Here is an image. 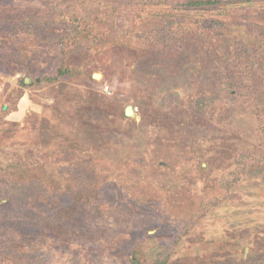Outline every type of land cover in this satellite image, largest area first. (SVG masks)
<instances>
[{"label":"rangeland","instance_id":"1","mask_svg":"<svg viewBox=\"0 0 264 264\" xmlns=\"http://www.w3.org/2000/svg\"><path fill=\"white\" fill-rule=\"evenodd\" d=\"M113 1L61 43L0 0V264H264V0L191 12L171 52L168 0Z\"/></svg>","mask_w":264,"mask_h":264},{"label":"trees","instance_id":"2","mask_svg":"<svg viewBox=\"0 0 264 264\" xmlns=\"http://www.w3.org/2000/svg\"><path fill=\"white\" fill-rule=\"evenodd\" d=\"M9 2L8 9L11 11V14H17V16H14V19H9L10 24L13 25L16 23V26L18 29L21 27V30H29L31 31V26L34 27H47L51 26L55 23L60 24L62 23L63 25H66L68 27V31L64 32V35L62 38H59L60 42L63 43L66 40L70 41H81L83 40V37L87 36H92L91 28H89L90 21L88 17H91L90 19H98V17H109L111 16V13H106L103 11L105 8L103 5H100V2H98V6H96L97 0H74L76 5H82L77 6L79 13L76 12H64V14L68 13L67 16L65 15H60L59 22H56L54 18L52 17H47L45 19H41L40 16H36V14L33 12V9L27 6H24L23 1L25 0H5ZM107 3L114 4L115 2L113 0H106ZM161 1L163 0H135L134 4L135 5H154L153 7H156L161 4ZM165 1V0H164ZM163 1V2H164ZM242 1V0H239ZM169 3V9L164 11L161 10L153 12L155 16H160L165 23V32L162 33V38L166 40L165 44H163L165 48H168L167 51L171 52L172 49H170L169 46L170 43L167 41L173 42V38L175 39L176 37L183 36V31L184 29V20L185 17L192 13H200L201 17L204 16L203 12L201 13L204 9L205 6L207 5H217L220 1L219 0H168L166 1ZM238 2V1H237ZM95 3V4H93ZM102 6V8H101ZM108 6V4L106 5ZM75 7V6H74ZM224 7V6H223ZM14 11V12H13ZM223 16L227 15L225 12H223ZM103 15V16H102ZM228 20V19H227ZM214 22V19L213 21ZM225 21L221 20V24H224ZM176 27V28H175ZM34 31H36V28H33ZM14 31V30H13ZM175 35H177L175 37ZM197 39H202V35L196 36ZM242 44H244L247 48V55L248 57L251 56V58H246V60L250 59V64L249 67L244 66L245 68L242 69L241 71L243 72H248L251 69H253V64L258 61H264V45L259 46V44H256L252 40L244 39L242 40ZM173 46V43H172ZM64 49H61V53L64 54ZM57 74L54 76V80L57 79L60 75L68 73L67 67H63L61 64L57 68ZM49 78L48 80H50ZM35 82V79H34ZM36 83V82H35ZM21 84L24 87H28L31 84L25 82V79L21 80ZM125 108V107H124ZM123 115L126 117L123 109ZM128 117V116H127ZM156 264H161L160 262H156Z\"/></svg>","mask_w":264,"mask_h":264},{"label":"water","instance_id":"3","mask_svg":"<svg viewBox=\"0 0 264 264\" xmlns=\"http://www.w3.org/2000/svg\"><path fill=\"white\" fill-rule=\"evenodd\" d=\"M95 76H97V75H95ZM25 82L29 83V82H31V79L26 78ZM124 113L128 117L129 116H133V114H134L133 105H131V104L126 105L125 108H124Z\"/></svg>","mask_w":264,"mask_h":264},{"label":"built area","instance_id":"4","mask_svg":"<svg viewBox=\"0 0 264 264\" xmlns=\"http://www.w3.org/2000/svg\"><path fill=\"white\" fill-rule=\"evenodd\" d=\"M133 109H134V112L136 111V108L135 107H133Z\"/></svg>","mask_w":264,"mask_h":264}]
</instances>
